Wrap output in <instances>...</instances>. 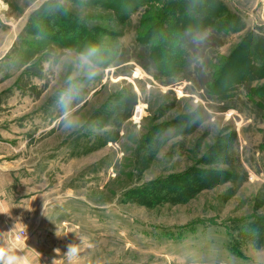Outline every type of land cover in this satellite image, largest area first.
I'll list each match as a JSON object with an SVG mask.
<instances>
[{"label": "rangeland", "instance_id": "374dc122", "mask_svg": "<svg viewBox=\"0 0 264 264\" xmlns=\"http://www.w3.org/2000/svg\"><path fill=\"white\" fill-rule=\"evenodd\" d=\"M140 1L0 0V155L19 172L0 187L37 194L53 222L47 264H264L262 241L236 229L264 222V104L248 94L264 92V39L250 36H264V0H222L235 30L225 44L202 35L168 85L151 58L162 0ZM247 55L261 67L246 87Z\"/></svg>", "mask_w": 264, "mask_h": 264}, {"label": "trees", "instance_id": "16d2710c", "mask_svg": "<svg viewBox=\"0 0 264 264\" xmlns=\"http://www.w3.org/2000/svg\"><path fill=\"white\" fill-rule=\"evenodd\" d=\"M142 1V2H141ZM140 4L146 3L147 5L153 0H141ZM213 1V2H212ZM163 4V8H160L159 12L154 10L157 15L159 13V19L161 24H158L160 42L156 47L151 48V58L156 67V72L164 73L167 76V79L162 81L163 84L168 85L173 83V79H181V77L187 78L185 74V64L190 61V58L195 54V51L201 49L200 44H203V40H206L202 35H211V39H215L219 44H225L227 34L230 31L235 30L231 28L229 20L231 14L223 6L225 4L222 0H162L160 2ZM139 4V5H140ZM222 4V6H219ZM138 5V6H139ZM217 7V8H216ZM225 7H227L225 5ZM218 9V10H216ZM229 9V8H228ZM241 19V18H240ZM243 23V20H240ZM162 25V27H161ZM169 29V30H167ZM227 33L226 35H224ZM162 36V37H161ZM251 39L253 40L251 44L255 45L256 40L264 39V36L261 34H250ZM255 36V37H254ZM149 39L151 35L147 36ZM147 42L149 43V39ZM210 39V40H211ZM197 44V48L190 50L187 47V44ZM260 45L259 43H257ZM264 44L260 45L263 47ZM249 58L247 55L246 58ZM244 59L242 62L243 70H241L244 75L243 83L247 87L248 79H252L255 70H259L261 65L260 61L256 60L254 56L250 59ZM233 58H230L232 61ZM194 65L197 66L196 62ZM195 66H192L194 69ZM157 76V74H156ZM228 77L226 76L222 79L220 78V83L229 82ZM176 81V80H175ZM219 79L211 82V87L215 88L218 85ZM239 82V81H237ZM234 85V83H232ZM230 89V88H229ZM220 92L223 94L224 91ZM229 91L220 95L223 99L226 98L224 95H228ZM251 102L254 106H261L264 104V92H248ZM258 95V96H257ZM254 99V100H253ZM264 221V220H263ZM238 233L246 232L247 237H255L256 240L259 238V242L262 241L264 245V222L260 218H250L246 221H243L241 224L236 226ZM234 241V239H233Z\"/></svg>", "mask_w": 264, "mask_h": 264}, {"label": "crops", "instance_id": "0c3cea01", "mask_svg": "<svg viewBox=\"0 0 264 264\" xmlns=\"http://www.w3.org/2000/svg\"><path fill=\"white\" fill-rule=\"evenodd\" d=\"M12 142L18 144L17 140H12ZM8 144L12 145L11 143ZM4 156L3 154L0 155V175L8 176L11 179L17 178L19 172L15 173L9 167L6 170L2 168V164L8 163L3 160ZM12 185L13 182H9V185L4 188L1 189L0 187V212H3L0 213V246L11 247L17 255H22L25 258L22 264H47L55 245L52 241L53 235L47 226H52L53 222L45 215L40 217L45 208L43 205L32 201L37 194H25L29 197L28 201H25L27 198H20L21 200L17 201V198L12 196V192H14ZM17 230H25L28 232V236L14 247L10 244L7 236L11 231L17 232Z\"/></svg>", "mask_w": 264, "mask_h": 264}, {"label": "clouds", "instance_id": "9594fccd", "mask_svg": "<svg viewBox=\"0 0 264 264\" xmlns=\"http://www.w3.org/2000/svg\"><path fill=\"white\" fill-rule=\"evenodd\" d=\"M97 53H98V49L93 47L88 49L86 52L82 53L80 56L82 64L89 68V71L87 73L89 79L95 76L98 71V68H96V64L93 59L94 57L97 56ZM76 90H77L76 86L73 85L66 92L61 93L58 102L60 106L65 110L67 109V105L74 98ZM62 123H63V127L66 130H72L76 126L74 121L67 119L66 116L65 119L62 121ZM56 251L59 253V249H57ZM79 252H80V248L78 244H70L68 246V251L65 255L69 258H75L79 255ZM24 259L25 258L22 255H17L15 250L12 249L11 247L0 246V264H22ZM53 264H55V260L53 261Z\"/></svg>", "mask_w": 264, "mask_h": 264}, {"label": "built area", "instance_id": "2783aa9c", "mask_svg": "<svg viewBox=\"0 0 264 264\" xmlns=\"http://www.w3.org/2000/svg\"><path fill=\"white\" fill-rule=\"evenodd\" d=\"M136 111H137V108H136ZM137 113V112H136ZM24 233V232H23ZM14 239L17 240V239H24V234H18V235H15L14 236Z\"/></svg>", "mask_w": 264, "mask_h": 264}]
</instances>
